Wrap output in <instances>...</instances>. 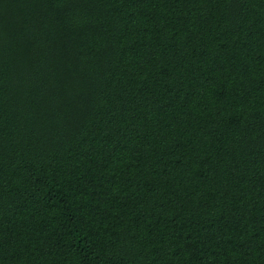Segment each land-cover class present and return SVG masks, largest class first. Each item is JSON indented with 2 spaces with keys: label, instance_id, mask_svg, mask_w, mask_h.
Wrapping results in <instances>:
<instances>
[{
  "label": "trees",
  "instance_id": "trees-1",
  "mask_svg": "<svg viewBox=\"0 0 264 264\" xmlns=\"http://www.w3.org/2000/svg\"><path fill=\"white\" fill-rule=\"evenodd\" d=\"M0 264H264V0H0Z\"/></svg>",
  "mask_w": 264,
  "mask_h": 264
}]
</instances>
